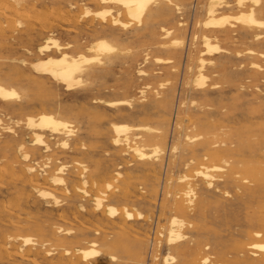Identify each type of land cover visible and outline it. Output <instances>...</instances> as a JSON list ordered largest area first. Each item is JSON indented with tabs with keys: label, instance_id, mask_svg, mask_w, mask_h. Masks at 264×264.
<instances>
[{
	"label": "rangeland",
	"instance_id": "1",
	"mask_svg": "<svg viewBox=\"0 0 264 264\" xmlns=\"http://www.w3.org/2000/svg\"><path fill=\"white\" fill-rule=\"evenodd\" d=\"M21 1L22 5L18 8V11H25H17L15 15L12 11L4 9V4H12V0H0V9H2L0 11V81L5 85L14 86L19 90L21 87L28 86V91L21 96L19 101L20 104L19 102H15L18 106L14 104V102H10L8 104L0 103V156H3L2 158L0 157V182L3 181L0 183V264H20L17 257L10 256V258H8L4 254V250L8 249V251L12 252L14 248L19 245L20 240L14 239V236L20 234L17 233V230L19 231V229H23L22 231L20 230L22 235H35V232L31 228L29 229L26 227L27 224L25 223L31 224L36 222L42 224L43 226H49L51 223H56L57 225H61L63 227L67 226L66 228L70 227L76 230L79 227V222H83L84 225L91 227L96 225L102 226V223L105 222L107 219L105 214L92 212V201L89 197L83 199L79 195L73 196V186L79 182L78 176L75 175L77 173L75 172L76 169L79 168L78 164L75 163L76 161L85 164L89 173L91 172L92 174H95V172L99 171V176H96L98 179H101L105 174H113L114 169L121 172L122 176L120 177V182H122L119 183V185L121 184L120 187H122V185H127L132 195V198L129 201V209L134 210L136 208L144 214V218L141 220L127 221L125 227L136 232L137 236L145 243L151 241V235L155 227L158 230L163 224H165L169 215L173 213V210L169 208L167 209L168 211L166 209L163 210L161 206L167 179L170 176L173 181L176 182L175 185H173V188L174 190H177L180 188V185L184 184V182H178L177 178L181 176L182 173L192 174L193 172L191 169L199 160L202 159L201 154L203 151H201V149L197 150L194 155H191L189 152L185 153L179 150L176 152L177 154L174 153L175 156L173 157L172 151L170 150V152L169 149L174 144L176 136L181 132V129L177 127V124L181 121V117L185 118L184 114H187L186 119L189 118V120L182 121L181 123L183 126H187L190 120H194L198 116H201V113L198 111L199 105L203 106L205 104L206 106H209V111L223 114L221 116H216V114L213 113L212 116L207 118L208 120L220 119L219 121L222 119L226 125L225 140H231L233 142L231 153L227 154V157H229L230 161L235 164V169L232 178L226 177L227 167L224 172L219 173L221 175L216 179L217 189L214 188L211 192H205L204 189H201L203 184L198 180H195L197 181L196 183L199 185L200 189L196 191V198H193V204L191 205L193 208L191 212L193 213H191L188 217L191 222V226L186 225L184 228V231L188 236L185 244L188 245L190 249L187 259L193 260L197 258L196 260L200 263V257L207 255L208 262L206 264H234V261L239 258V254H236L235 248H237V246L243 242L245 238L244 232L246 230L245 224L247 214L255 208V204H249L247 198L242 194V189H237V181H242V171L245 166L254 168L259 164V162L253 158L252 154H250L252 147L250 145L248 146L247 142L256 139L258 134L257 124H264V119H255L257 115L264 112V105H260L261 102H264L262 101L264 100V57L258 56V52H264V43H258L257 41H253L251 38V35L258 29L255 28L254 30L247 31L239 27L238 24L234 23V31L230 33L231 38L218 40L219 46L226 49V51H224V58H214L213 63L211 65H207L204 69V74L208 77L204 88L209 89L212 84H215V87L209 90L207 97L203 98L198 92H196L190 83L187 87L185 82L189 81L195 73V55L197 50L201 49L199 41H197L194 45L192 44L193 42L190 39V33L196 29L195 19H203V10L201 5L204 0H178V2L185 7L181 14L172 12L166 17H161L155 20L146 21L144 19L141 26H136V24L133 23L126 30L118 29L117 32L121 39L116 42L108 30L93 31L92 27H87L89 24L98 23L99 19H95L93 16L80 17L84 7H89L90 9L92 8V11L98 9V7L91 3L90 0ZM65 1L66 3H64ZM68 2L69 4L74 3L76 5V8L71 9L70 12ZM192 3H196V10L194 12H191L192 10L190 9ZM3 10L4 13L2 12ZM25 12H27V14ZM33 12L34 14H32ZM235 12V10L228 11L230 14H235ZM51 13L54 14V17L51 16ZM12 14H14V17ZM30 14V18H33L36 14L39 15V17L34 16L37 20L35 18L30 19ZM68 14H75L74 16L76 21L74 22L73 20L68 19ZM8 15L12 17H9ZM60 15H63V19ZM22 16L25 18L23 19ZM15 18H17V21L14 24ZM45 20L46 22H44ZM122 20L125 21L126 19L122 18ZM178 21L182 23L184 22L182 26L183 31L174 30V33L170 37L162 38L161 33L159 32V26L174 28ZM166 24L168 25L165 26ZM9 25L10 28H7ZM68 28L71 30L69 31ZM186 31L188 32L186 33ZM133 35H136L137 38L132 39L131 37H133ZM48 36L57 38L61 44H65L75 37L83 36L85 39V45L90 44L97 38H106L117 45L128 48L129 53L119 55L111 65L91 63L89 67L92 69H103L101 76L99 78L83 81V83L79 86L80 88L77 87L75 90L67 92L63 90L61 86L55 85L50 79L34 73L30 68V63L37 58V46L42 44L44 39ZM127 36H129L128 39L126 38ZM172 37H181L183 39V44L178 50L174 48H159V43L167 44L166 42L170 41ZM248 48L254 50V55L246 53ZM236 52H239L240 55H236ZM144 53H147L148 57L146 63H142ZM155 57L170 59L171 62L157 63L154 61ZM21 59L25 61L24 65L26 66H24L23 63H20L19 60ZM103 61L105 60L102 59V62ZM251 62L257 63L261 66L262 70L252 67L250 64ZM139 63L141 64L139 65ZM138 68L145 71L147 75H138ZM189 68H191V70ZM254 68L256 71L260 70L261 75L254 74V76ZM158 83H163V86H160ZM145 84H149L150 87L146 89L145 97L142 100V98L139 97L140 94H138V90ZM158 86L159 88H157ZM238 90L240 91L238 92ZM156 92H159L160 96L164 97L166 101V103L164 102L156 105L157 107L151 104V100L156 97ZM232 92H235V94ZM257 95H259V97H257ZM58 96L59 98H57ZM245 96L246 98L248 96L249 97L244 99ZM28 98L30 100H28ZM94 99H101L103 102L119 99H131V105L129 107L124 106V109H122L124 111H116L113 108L105 106V103H99L98 101L97 103H94ZM24 100H27L28 102ZM191 100L195 101L194 105L190 104ZM183 102L185 103L182 107L181 103ZM31 106L32 108H30ZM43 111H51L55 114L57 113L59 117L72 122L73 128L76 130V136L69 140V148L64 149L60 147L58 145L59 139H51L48 135H45V139L50 145L51 149L49 151L43 152L40 147L35 149L34 146L30 145L32 137L30 131L24 124L25 116L30 114L36 115L37 113ZM15 113L19 114L15 115ZM84 115L86 116V119H84ZM81 118L86 121H83ZM248 119H253L254 123L247 122L248 124L245 125L238 124L243 120L246 122ZM88 121L93 123L90 125V122ZM111 122H124L130 125L147 123L154 126H162V129L167 136L165 135L164 139V152L159 156L161 166L155 167V174H147V172L141 169L142 167L139 165L140 162H138L133 156H124L120 153L118 148L116 149V147L112 146L110 139ZM88 123L91 127L90 130H88ZM92 127L94 129H92ZM169 136L170 138H168ZM167 138L169 139L168 144ZM21 142L24 143V145L26 144L25 148L28 151L32 152L30 161H23L20 155L21 152L17 151V144ZM101 148L103 150H101ZM112 149L116 150V152ZM261 155L264 156V154ZM32 156L35 157L33 158ZM191 157L195 158L193 164L189 166L188 169H184L182 166L183 162L187 161ZM39 158L41 161H39ZM47 158H49V160H47ZM171 162H173V164H171ZM202 162H205V160H202ZM43 163H47V165L49 164L48 167L44 168V172L41 171L40 167ZM94 163H96V165ZM24 164H31L35 167V174L37 175L38 182L41 184L40 186L46 189L51 188V190H54L60 202L59 206L55 207L50 204L47 205L39 199L36 191L28 183L25 174L21 171L20 167L24 166ZM59 164L68 165L66 168V174L63 176L67 182L66 186L70 190L69 193H67L62 186H54L49 181L48 176ZM118 166H121V168H118ZM15 169H17V171ZM127 177H130V179ZM225 191L228 192L227 195L225 194ZM149 193L151 194L149 195ZM201 193L203 201L200 203V206L202 207L200 213H203L200 214L197 212L196 204ZM152 194L154 196H152ZM79 203H83L85 209H80L78 207ZM183 203H185V201ZM7 204L11 205V207H8ZM110 204H115L114 206L116 207L121 206L120 202H111ZM155 205H157V209L154 207ZM150 206H153L151 207L153 209H150ZM20 209L22 210V213H20ZM154 212L156 215L153 214ZM201 216L203 218L206 217V219H203ZM10 219H14L12 221L13 223ZM18 220H23L25 222H20ZM44 223H46V225ZM126 228L119 230L118 227L110 224V228L107 229V234L110 238L113 237L112 239H120L123 236L122 234L126 233ZM91 233L92 231H88L84 236L78 237V240H82L83 238L90 239L92 237ZM115 234L117 236H115ZM191 236H195L193 240ZM70 242H73V240ZM204 244H208L209 248L207 250H199V247H202ZM138 248L141 252L139 255V264H152L149 254H147L145 250L146 244H142L140 247L138 245L129 246L126 252L117 251L118 256L120 257V264H135L134 261H132V258ZM164 250L165 246L162 243V247L158 255L159 264L163 254L165 253L162 252ZM197 252H199V254H197ZM126 254L132 256L126 258ZM170 264H180V262Z\"/></svg>",
	"mask_w": 264,
	"mask_h": 264
},
{
	"label": "bare ground",
	"instance_id": "2",
	"mask_svg": "<svg viewBox=\"0 0 264 264\" xmlns=\"http://www.w3.org/2000/svg\"><path fill=\"white\" fill-rule=\"evenodd\" d=\"M12 2H13L12 4L5 3L4 9L7 11H12L16 15L18 8L22 5V1L12 0ZM90 2L93 3L96 7H98V9L92 11L91 10L92 8L90 9L89 7H84L80 17L93 16L95 19L96 18L99 19L98 23L89 24L87 27H92L93 31L108 30L110 34L113 36V38L115 39V42L121 39L120 35L117 32L118 29L126 30L133 23H135L136 26H141L142 21L144 19L146 21L155 20L161 17H166L170 15L172 12L181 14L182 10L185 8L181 3L178 2V0H90ZM64 3H66V1ZM192 4L190 6V9L192 10L191 12H194L196 10V3H194L193 5ZM69 8H70L69 10L70 12L71 9L76 8V5L74 3H71L69 4ZM201 8L203 10V19H199V20L195 19L196 29L194 31H191L190 33V39L193 42L192 44L194 45L197 41H199L201 49L197 50L196 55H195V68H196L195 73L193 74V77L190 78L189 81L185 82V84L187 86L190 83L191 86L196 90V92H198L203 98H205L207 97L209 90L215 87V84H212L209 89L204 88L205 82L208 78L207 75L204 74V69L206 68L207 65H211L213 63L214 58L215 59L224 58V51H226V49L219 46L218 40H224V39L231 38L230 33L234 31L233 30L234 23L238 24L239 27L247 31L254 30L255 28L258 29L255 33L251 35V38L253 41H257L258 43H264V31H262L264 30V0H231V1L230 0H204L203 4L201 5ZM1 10L2 9H0V11ZM229 10H235L236 12L235 14H230L228 13ZM23 11L25 10H22L20 12H23ZM2 12L4 13V10ZM25 13L27 14V12ZM14 14H12V16ZM32 14H34V12ZM51 14H52L51 16L54 15L53 13ZM74 15L68 14L67 17L68 19L73 20L75 22L76 18ZM12 16H9V17H12ZM34 16L39 17V15L37 14ZM34 16L33 18H30L31 17V14H30L29 18L34 19L35 18ZM22 18L24 19L25 17L22 16ZM122 18L126 20L123 21ZM16 21H17V18H15L14 24ZM44 22H46V20ZM183 23L178 21L174 28H166L164 26H159L160 27L159 32L161 33L162 38L170 37L174 33V30L183 31L182 29ZM26 25L28 24L26 23ZM167 25L168 24H166L165 26ZM7 28H10V25ZM70 30L71 29H69V31ZM187 32L188 31H186V33ZM0 35H1V31H0ZM126 38L128 39L129 36H127ZM131 38L136 39L137 37L136 35H133V37ZM84 40H85L84 37L80 36V37H75L74 39H72L69 42H66L65 44H61L57 38H53L51 36L46 37L43 43L38 45L36 48L37 58L34 59L30 63L31 70L40 76L50 79L55 85L61 86L63 90L67 92H71L75 90L77 87H79L83 83V81L99 78L101 76V72L103 69L102 68L92 69L89 67L91 63H98L101 65L102 64L111 65L112 63H114L115 59L118 58L119 55H124L125 53H129L128 48L117 45L116 43L111 42L110 40L106 38H97L96 40L92 41L90 44H87V45L84 44ZM168 42H166L167 44L159 43V48H163V49L164 48H174L178 50L183 44V39L181 37H172L170 41ZM246 53L250 55H254L255 52L253 49L248 48L246 50ZM236 55H240L239 52H236ZM258 56L264 57V52H258ZM102 59H104L105 61L102 62ZM147 59H148L147 53H144L143 58H142V63H146ZM19 61L20 63H23L24 65V62H25L24 60L21 59ZM154 61L157 63L171 62L170 59H162L159 57H155ZM140 64L141 63H139V65ZM250 64L252 67L262 70L261 66H259L257 63L251 62ZM255 68H254L253 75L254 74L261 75L260 70L256 71ZM189 69L191 70V68ZM137 74L143 75V76L147 75L145 71L139 68L137 69ZM158 84L160 86H163V83H158ZM28 85H31V84H28ZM27 87L25 86L21 87V89L19 90L15 88L14 86L5 85L4 83L0 81V103L8 104L10 102H14V104H16L15 102L20 101L22 94H25V92L28 91ZM149 87H150L149 84H145L143 87L139 88L138 94H140L139 97L142 98V100L145 97L146 89H148ZM157 88H159V86ZM239 91L240 90H238V92ZM28 93H31V92H28ZM233 94H235V92ZM246 96L244 99H247L249 97L248 96L246 98ZM257 97H259V95H257ZM57 98H59V96ZM28 100L30 99L28 98ZM24 101L28 102L27 100H24ZM97 101L99 103H105V106L109 108H113L116 111H120L124 109V106L129 107L131 105V99L110 100V101H104V102L101 99L93 100L94 103H97ZM164 102L166 103L164 97H161L159 92H156V97H154L151 100V104L154 106L160 103H164ZM184 103L185 102L181 103L182 107L184 106ZM194 103H195L194 100L190 101L191 105H194ZM262 103L264 102H261L260 105H264ZM205 107H207L208 109ZM30 108H32V106ZM198 111L201 113V116H198L194 120H190L187 126H183L181 124L182 121L189 120V118L186 119L187 114H184L185 118L181 117V121L177 124V127L181 129V132L176 136L174 140V144L170 147L169 151L170 150L172 151V154L174 157L175 156L174 153H176L179 150L185 153L189 152L191 153V155H194L197 152V150L201 149V151H203L202 154L200 153L202 159L199 160L196 163V165H194V167L191 169L193 172L192 174L182 173V175L177 178L178 182L179 181L184 182V184L180 185L179 186L180 188H178L177 190H174L173 188L174 187L173 185H175L176 182H174L170 176L167 179L166 187L164 189L163 202L161 203V206L163 210L164 209L167 210L168 208L173 210V213H171L167 219L165 218L166 219L165 224H163L158 230L156 227L154 230L152 229L153 233L151 235V241H149L148 243L147 242L145 243L142 239H140L137 236L136 232L132 231L130 228L125 227L127 221L141 220L144 218V214L142 213V211L136 208L134 210L129 209V201L132 198V195L127 185H122V187H120L121 184L119 185V183L122 182V181L120 182V177L122 176L121 172H119L117 169H114L113 174H109V175L105 174L102 176L101 179H98L96 176H99L100 174L99 171L95 172V174H92L91 172L89 173L88 168L85 164L76 161L75 163L78 164L79 168L76 169L75 172L77 173L75 175L78 176L79 182L73 186L74 187L72 190L73 196L79 195L83 199L88 198V197L91 199L92 212L105 214L107 217L105 222L102 223V226L96 225V226L91 227V226L84 225L83 222H79L78 229L74 230L73 228H70V227L66 228L67 226L63 227L61 225H57L56 223H51L49 224V226H47L46 223H44L46 226H43L42 224H39L36 222L31 223V224L25 223L27 224L26 227H28L29 229L31 228L35 232V235L33 236L22 235L21 234L22 232H20V230L22 231L23 229H19V231L17 230V233H20V234L14 236V239L20 240L19 245L15 247L12 252L8 251V249L4 250V254L8 258H10V256L17 257L19 259L20 264H120L121 263L119 261L120 257L118 256L117 251L126 252L129 246L138 245L140 247V245L146 244L145 250H146V253L149 254L152 264H159L158 255L160 253L162 243H163L166 251L165 250L162 251L165 253L162 256L160 264H170V263H178V262H180V264H206L208 262L207 255H203L200 257L199 259L200 263L198 262V260H196L197 258L193 260H188L187 255H189L188 252L190 249L188 245L185 244L188 236L185 233L184 228L186 227V225L191 226V222L188 219V217L191 213H193L191 212V210H193V208L191 207V205L193 204V198H196V191L200 189L199 185L196 183L197 181L195 180H198L199 182L203 184V187L201 189H204L205 192H211V190L217 187L216 179L217 177L221 175L219 173L224 172L226 167L228 168L226 177L232 178V175L234 174L235 164H233L232 161H230V158L227 157V154L231 153L233 142L231 140L229 141L225 140L226 125L224 124L223 120L222 119L221 121H219L220 119L219 120H215V119L208 120L207 117L212 116L214 112L209 111V106H206V104L203 106L199 105ZM16 114H19V113H15V115ZM67 114H70V113H67ZM214 114H216V116L223 115L222 113H217V112ZM261 118L264 119V112L260 113L259 115H257V117H255V119H261ZM84 119H86V116ZM83 121H86V120H83ZM253 121H254L253 119H248L246 120V122L245 120H243L238 124L245 125V124H248L249 122L254 123ZM91 123L93 122H90V125ZM24 124L31 133L32 139L30 141V145L34 146L35 149H38V147H40L43 152H47L51 149L50 145L45 139V135L50 136L51 139H54V138L59 139L58 145L64 149L69 148V140H71L73 137L76 136V130L73 128L72 122L65 118L59 117L57 113L55 114V113H52L51 111L50 112H46V111L39 112L36 115H31V114L26 115L24 119ZM0 125H1V119H0ZM88 126H89V123H88ZM90 129L91 127L89 126L88 130ZM92 129L94 128L92 127ZM257 131H258V134H257L256 139L253 141L247 142V143H248V146L250 145L252 147L250 154H252L253 158H255L257 162H259V164L254 168H249L245 166L244 170L242 171V177H241L242 183L240 181H237L238 182L237 189H242V194L247 198L249 204L251 205L255 204V208L249 214H247V219H246V224H245L246 230L244 232L245 238H244V241L241 242L237 246V248H235L236 254L237 255L239 254V258L234 261V264H264V156L261 155V154H264V124L258 123ZM110 132H111L110 139H111L112 146L116 147V149L118 148V150H120V153H122V155L124 156L125 155L127 157L130 155L133 156L138 162H140L139 165H141L142 167L141 169L147 172V174H151V173L155 174V167L161 166V163L159 162V156L164 152V147H165L164 139H165L166 134L164 130L162 129L161 125L154 126V125H150L147 123L130 125L124 122H117V123L111 122ZM168 138H170V136ZM168 143H169V139H168L167 144ZM25 145L24 143L21 142L17 144L16 148H17V151L21 152L20 155L23 161H28V160L30 161L32 152L28 151L25 148ZM101 150L103 149L101 148ZM113 151L116 152V150H113ZM47 160H49V158H47ZM194 160L195 158L191 157L187 161H184L182 164L183 168L188 169V167L193 164ZM202 160H205V162H202ZM39 161H41V159ZM94 164L96 165V163ZM171 164H173V162H171ZM48 165L47 163H43L40 166L41 171L44 172V168L48 167ZM67 167H68L67 164L57 165L54 168L53 172L48 176V178L52 185L62 186L63 189L67 193H69L70 190L67 188L66 186L67 182H66L65 177L63 176L66 174ZM20 168L23 174H25V177L27 178L28 183L33 187V189L36 191L37 196L39 197V199H41L43 203L47 205L50 204L55 207L60 205L59 204L60 202L54 190H51V188L46 189L40 186L41 184L38 182L37 175L35 174L36 169L33 165L24 164V166ZM118 168H121V166H118ZM15 170L17 171V169ZM67 173H70V172H67ZM127 178L130 179V177H127ZM151 193H149V195ZM225 194L227 195L228 192L225 191ZM152 196L154 195L152 194ZM184 201L185 203H183ZM202 201H203V198H202V193H201L199 196V200L197 202L198 205L196 204L198 213H200V211L202 210L201 209L202 207L200 206V203H202ZM111 202H120L121 206L116 207L114 206L115 204L114 205L110 204ZM9 206L11 207V205H8V207ZM78 207L80 209H85L83 203H79ZM151 207L153 206H150L149 208L153 209ZM154 207L156 208L157 205H155ZM21 211L22 210L20 209V213H22ZM153 214H155V212ZM204 218L206 219V217ZM13 220H11V222ZM110 224L115 225L116 227L119 228V230H123L126 228L127 231H125L126 233L122 234L123 236L121 238L119 237L120 239H112L113 237L110 238L107 234V229L110 228ZM16 229H17V226H16ZM88 231H92L91 233L92 237L90 239L83 238L82 240H78V237L84 236ZM115 236L117 235L115 234ZM194 237L191 236L192 240ZM72 240L73 242H70ZM59 248L61 249V251ZM208 248H209L208 244H204L202 247H199V250H207ZM140 254L141 252H140V249L138 248V250L134 253L133 258H132V261H134L135 264L140 263V259H139ZM197 254H199V252H197ZM131 256L132 255L126 254L125 257L129 258ZM4 264H7V263H4Z\"/></svg>",
	"mask_w": 264,
	"mask_h": 264
}]
</instances>
